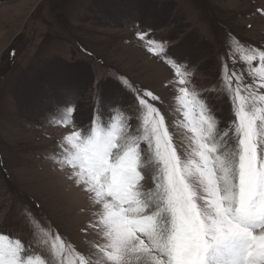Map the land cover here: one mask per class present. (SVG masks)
Wrapping results in <instances>:
<instances>
[{"label":"snow or ice","instance_id":"snow-or-ice-1","mask_svg":"<svg viewBox=\"0 0 264 264\" xmlns=\"http://www.w3.org/2000/svg\"><path fill=\"white\" fill-rule=\"evenodd\" d=\"M132 26L169 69L182 119L169 121L172 104L115 71L93 78L86 121L73 115L72 90L49 96L46 122L66 130L43 157L84 196L85 231L97 238L81 251L22 206L30 239L0 229V264H264V44L229 32L216 82L200 88L187 58Z\"/></svg>","mask_w":264,"mask_h":264},{"label":"rangeland","instance_id":"rangeland-1","mask_svg":"<svg viewBox=\"0 0 264 264\" xmlns=\"http://www.w3.org/2000/svg\"><path fill=\"white\" fill-rule=\"evenodd\" d=\"M261 9L264 0H0V229L29 240L20 213L32 206L54 232L86 251L97 238L85 231L87 202L43 157L66 130L46 122V99L72 90L73 115L86 121L93 78L115 71L172 104L169 121L181 120L166 86L169 69L140 47L132 25L187 58L197 68V86L206 88L216 82L229 32L253 47L264 44ZM217 109L231 115L227 101ZM174 130L179 139L181 130Z\"/></svg>","mask_w":264,"mask_h":264}]
</instances>
